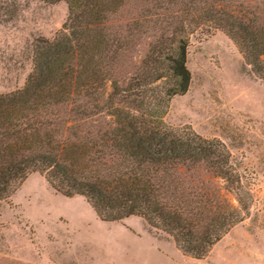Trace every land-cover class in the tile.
Here are the masks:
<instances>
[{"label":"trees","instance_id":"1","mask_svg":"<svg viewBox=\"0 0 264 264\" xmlns=\"http://www.w3.org/2000/svg\"><path fill=\"white\" fill-rule=\"evenodd\" d=\"M42 1H65L68 16L34 40L25 85L0 92V202L38 172L102 220L141 216L185 254L206 256L245 219L251 194L221 139L165 115L189 90L199 31L225 32L264 78V0H136L124 26L115 22L130 0ZM144 38L139 65L118 77Z\"/></svg>","mask_w":264,"mask_h":264},{"label":"rangeland","instance_id":"2","mask_svg":"<svg viewBox=\"0 0 264 264\" xmlns=\"http://www.w3.org/2000/svg\"><path fill=\"white\" fill-rule=\"evenodd\" d=\"M134 4L124 6L117 26L133 16ZM67 16L65 1L0 0V92L25 85L34 40L53 37ZM149 40L118 77L135 71ZM187 65L189 90L172 98L165 121L226 144L251 194L245 219L196 258L143 217L104 221L84 196H64L34 172L0 202V264H264V78L250 71L220 29L190 37ZM228 196L237 205L235 195Z\"/></svg>","mask_w":264,"mask_h":264}]
</instances>
